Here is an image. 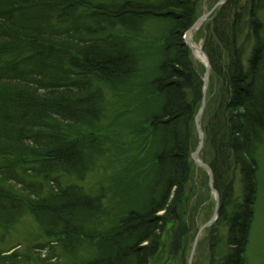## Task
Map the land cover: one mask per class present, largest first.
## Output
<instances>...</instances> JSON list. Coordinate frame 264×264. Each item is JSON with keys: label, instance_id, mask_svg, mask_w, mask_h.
Returning a JSON list of instances; mask_svg holds the SVG:
<instances>
[{"label": "trees", "instance_id": "1", "mask_svg": "<svg viewBox=\"0 0 264 264\" xmlns=\"http://www.w3.org/2000/svg\"><path fill=\"white\" fill-rule=\"evenodd\" d=\"M200 1L165 0L155 9L134 0H0V226L11 227L19 214L30 212L45 227L46 263L54 264L57 255L51 252H76L82 240L99 253L79 264H151L168 247L172 254L185 244L187 223L173 210L191 208L197 192L191 155L198 144L195 118L204 70L184 35ZM239 1L229 0L204 28L215 90L202 122V159L220 196L211 233L219 225L227 229L228 253L221 264H246L258 191L255 151L264 135V28L257 15L264 0L243 7ZM152 17L173 23L151 83L162 103L147 122V135L160 139V193L147 211H130L108 231L85 234L98 201L76 185L62 188L58 178L82 177L99 138L88 135V142L69 131L100 120L103 95L97 83L117 89L135 75L133 56L115 30L137 31ZM244 17L249 57L241 41ZM198 174L208 183L202 170ZM50 179L54 190L46 192ZM212 235L217 242L219 236ZM18 260L15 253H0V264Z\"/></svg>", "mask_w": 264, "mask_h": 264}, {"label": "rangeland", "instance_id": "2", "mask_svg": "<svg viewBox=\"0 0 264 264\" xmlns=\"http://www.w3.org/2000/svg\"><path fill=\"white\" fill-rule=\"evenodd\" d=\"M148 3L152 8L161 9L165 0H134ZM196 1V0H193ZM223 0H203L197 7L196 21L191 29L208 15L216 13ZM229 0H227L228 2ZM250 0H240V7L249 4ZM163 3V4H162ZM219 4V5H218ZM263 7V6H262ZM264 28V10L257 13ZM244 17L242 22L241 41L247 48V57L252 47L247 42L249 33L247 22ZM173 26L172 21L161 17L146 19L136 27L137 31L115 30L125 43L136 65L135 75L123 86L113 89L97 83L103 100L101 103V117L96 123L70 130L69 134L80 138L93 135L99 138L98 151L90 152L91 164L88 171L82 177L62 176L60 180L62 188L67 185H76L81 192L98 201V210L86 223L85 234H97L108 231L117 225L120 219L130 211L145 212L150 201L160 193V170L156 165V158L160 152V139L147 135V122L150 117L160 109L162 99L154 94L151 88L152 81L159 73V67L164 60V44ZM202 26L192 29V40L196 46L204 44V32ZM189 29L188 31H190ZM184 35V41L186 34ZM121 32V33H119ZM253 42V41H252ZM245 48V49H246ZM192 52V51H191ZM198 69L204 70V65L192 56ZM13 59V58H12ZM210 81L206 92L207 101H210L215 90V85ZM207 108V107H206ZM206 108L200 119L201 127ZM197 132V130H196ZM198 137V133H197ZM86 140L89 142L86 138ZM205 145L199 153L200 160L204 153ZM255 157L258 163V191L254 207V219L249 234L247 246L246 264H264V135L262 141L256 146ZM203 173L208 177L207 172ZM237 183L239 184V177ZM46 192L53 191L54 185L51 179L45 182ZM193 187V199L191 208L188 205L173 215L187 223L188 236L185 244L175 250L166 249L151 264H221L228 248L225 242L227 229L221 225L213 227L219 218L220 196L218 200V218L214 224L207 227L198 236L200 230L215 215L217 201L215 193L209 189L207 180L199 177L196 172ZM241 186L237 185L236 197L240 195ZM215 233L216 241H213ZM221 239V240H218ZM82 240L80 248L76 252L57 250L52 256L54 264H79L85 263L97 256L99 251L92 243ZM49 242L45 236V227L30 212L19 214L16 222L11 227L0 226V253L3 256L17 254V264H52L44 261L48 251ZM215 254H212V249Z\"/></svg>", "mask_w": 264, "mask_h": 264}, {"label": "water", "instance_id": "3", "mask_svg": "<svg viewBox=\"0 0 264 264\" xmlns=\"http://www.w3.org/2000/svg\"><path fill=\"white\" fill-rule=\"evenodd\" d=\"M225 1H227V0H223L222 3H224ZM205 19H206V17L201 19V21H203ZM201 21L198 22L194 27L198 26L201 23ZM194 27L192 29H194ZM192 29L186 34L185 42H186V45L192 50L193 55L196 58V54H195L196 47L190 41V35L192 34ZM205 68H206V73H205V76H204V79H203V83H204V98H203L201 109H200V111H199V113H198V115H197V117L195 119L196 129H197L198 138H199V145H198V148L195 151V153L192 154V160L194 161V163L197 166H199V167H201V168H203V169L208 171L209 185H210L211 191L215 193L217 206H216V211H215V215H214L213 219L211 221H209L205 226H203V228L200 230L198 236L201 234V232L203 230H205L207 227H209L212 224H214L215 221L217 220V218H218V200H219V195L213 188V174H212V171L206 164H204L201 160H199V153L201 152V150H202V148L204 146V141H205L204 134H203V132L201 130V126H200V119H201V117H202V115L204 113V109H205V105H206V103H205V93H206V89H207V87L209 85V77H210V66H209V64L205 65Z\"/></svg>", "mask_w": 264, "mask_h": 264}, {"label": "bare ground", "instance_id": "4", "mask_svg": "<svg viewBox=\"0 0 264 264\" xmlns=\"http://www.w3.org/2000/svg\"><path fill=\"white\" fill-rule=\"evenodd\" d=\"M195 54L200 59L201 62L206 64L207 61H206L205 57L203 56V54L201 53V51L196 49Z\"/></svg>", "mask_w": 264, "mask_h": 264}]
</instances>
